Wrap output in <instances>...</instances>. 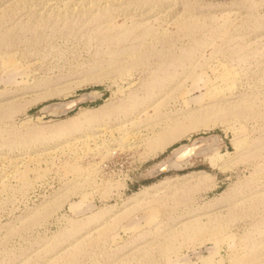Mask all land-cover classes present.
Wrapping results in <instances>:
<instances>
[{"label":"rangeland","instance_id":"rangeland-1","mask_svg":"<svg viewBox=\"0 0 264 264\" xmlns=\"http://www.w3.org/2000/svg\"><path fill=\"white\" fill-rule=\"evenodd\" d=\"M0 264H264V0H0Z\"/></svg>","mask_w":264,"mask_h":264},{"label":"bare ground","instance_id":"bare-ground-1","mask_svg":"<svg viewBox=\"0 0 264 264\" xmlns=\"http://www.w3.org/2000/svg\"><path fill=\"white\" fill-rule=\"evenodd\" d=\"M64 107H65V105H64ZM206 139H208V140H206ZM214 142H215V137H208V138L200 139L197 141H193V143H191L189 145L182 146V147L178 148L177 150H175V152H174L175 154L177 153L176 160L186 162L190 157H192L196 154L205 152L209 148H212L214 145ZM196 145L199 146L197 149H195ZM166 162L162 163L161 165L158 166V168H155V169H159L161 167H164L166 165ZM174 165H177V164H174Z\"/></svg>","mask_w":264,"mask_h":264},{"label":"water","instance_id":"water-1","mask_svg":"<svg viewBox=\"0 0 264 264\" xmlns=\"http://www.w3.org/2000/svg\"><path fill=\"white\" fill-rule=\"evenodd\" d=\"M71 107V105L68 107V108H70ZM208 138V137H207ZM206 140H208V139H206ZM199 146H195V149H197ZM176 157H177V153L175 154V153H173V155L171 156V158L166 162V165L164 166V167H161V168H159V169H156L155 170V173H162V172H165V171H167L168 170V168H170L172 165H174V164H178V163H180V162H182V161H178V160H176ZM185 159V158H184Z\"/></svg>","mask_w":264,"mask_h":264}]
</instances>
